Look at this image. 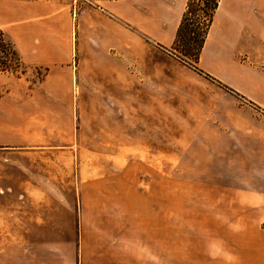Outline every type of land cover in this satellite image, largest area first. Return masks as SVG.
Masks as SVG:
<instances>
[{
    "label": "rangeland",
    "instance_id": "1",
    "mask_svg": "<svg viewBox=\"0 0 264 264\" xmlns=\"http://www.w3.org/2000/svg\"><path fill=\"white\" fill-rule=\"evenodd\" d=\"M89 44L81 61L82 97L72 101L71 114H55L56 125L71 123L73 134L56 130L55 141L0 150V188L32 189L0 193L1 232L53 234L54 241L23 248L52 250L55 264H100L109 260L101 258L106 249L113 261L125 255L128 234L136 252L149 246L145 236H158L154 226L161 219L167 264H189L191 246L181 245L207 212L198 204L205 200L204 177L223 169L249 104L200 63L194 70L155 47L136 49L132 57ZM118 59L126 64L117 66ZM44 71L38 67L34 81ZM9 244L15 243L0 241V247ZM143 252L136 254L140 261L158 262L157 241Z\"/></svg>",
    "mask_w": 264,
    "mask_h": 264
},
{
    "label": "crops",
    "instance_id": "2",
    "mask_svg": "<svg viewBox=\"0 0 264 264\" xmlns=\"http://www.w3.org/2000/svg\"><path fill=\"white\" fill-rule=\"evenodd\" d=\"M187 2L97 0L78 6L77 0H0V30L14 43L24 68L19 73L0 72V150L55 141L56 130L72 135V124L63 127L59 121L56 125L55 114H71L72 101L82 97L81 61L87 58V44L132 57L136 49L150 52L155 47L170 56L167 48L175 40ZM263 59L264 0H220L199 63L249 106L238 122L240 141L230 144L223 169L204 177L205 200L198 204L205 205L207 212L201 222L192 224L190 237L181 245L191 246L189 264H264V72L258 66ZM119 61L117 66L126 64ZM38 67L45 71L34 81ZM29 189L0 188V193L12 190L23 195L32 192ZM161 222L154 226L159 237L150 231L144 239L149 246L139 249L144 255L143 250L157 241L158 262L149 259V264H167V227ZM2 228L0 224V241L15 244L0 247V264H55L54 251L22 245L54 241L53 234L17 229L6 233ZM192 235L196 246L191 245ZM106 250L101 258L109 260L100 264H146L136 257L139 251L129 234L121 250L125 255L113 261L114 252Z\"/></svg>",
    "mask_w": 264,
    "mask_h": 264
},
{
    "label": "trees",
    "instance_id": "3",
    "mask_svg": "<svg viewBox=\"0 0 264 264\" xmlns=\"http://www.w3.org/2000/svg\"><path fill=\"white\" fill-rule=\"evenodd\" d=\"M219 2L220 0H188L175 40L167 48L170 54L194 70H198L200 55ZM17 67H23L20 55L14 43L0 30V72H12ZM42 76L43 74L39 77Z\"/></svg>",
    "mask_w": 264,
    "mask_h": 264
},
{
    "label": "built area",
    "instance_id": "4",
    "mask_svg": "<svg viewBox=\"0 0 264 264\" xmlns=\"http://www.w3.org/2000/svg\"><path fill=\"white\" fill-rule=\"evenodd\" d=\"M260 69L264 72V59H263V61L260 63Z\"/></svg>",
    "mask_w": 264,
    "mask_h": 264
}]
</instances>
